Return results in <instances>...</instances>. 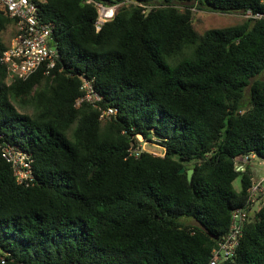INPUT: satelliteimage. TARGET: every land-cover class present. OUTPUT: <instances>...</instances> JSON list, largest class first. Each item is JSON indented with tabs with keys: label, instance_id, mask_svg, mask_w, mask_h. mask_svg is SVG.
<instances>
[{
	"label": "trees",
	"instance_id": "trees-1",
	"mask_svg": "<svg viewBox=\"0 0 264 264\" xmlns=\"http://www.w3.org/2000/svg\"><path fill=\"white\" fill-rule=\"evenodd\" d=\"M132 1L96 32L93 5L43 0L54 68L7 84L0 67V144L33 176L17 183L0 149V264H209L245 204L264 161V0ZM192 10L252 17L200 35ZM12 24L0 13V52ZM82 78L96 107L75 106ZM224 264H264V206Z\"/></svg>",
	"mask_w": 264,
	"mask_h": 264
},
{
	"label": "built area",
	"instance_id": "built-area-1",
	"mask_svg": "<svg viewBox=\"0 0 264 264\" xmlns=\"http://www.w3.org/2000/svg\"><path fill=\"white\" fill-rule=\"evenodd\" d=\"M41 2L43 0H0V13L7 15L15 29L10 45L0 52V67L5 70L7 84L25 81L38 72L48 75L59 58L52 37V26L41 22L39 17L38 7ZM83 2L93 5L96 9L97 18L94 22L96 32L114 18L120 7L137 5L132 0H121L120 3L111 6H103L92 0H83ZM244 16L252 17L250 13ZM260 17L261 15H256L254 18ZM80 90L82 95L76 99L75 106L87 103L96 107V103L101 98L94 91L92 81L82 78ZM115 113L116 110L111 107L101 110L99 120H109ZM0 149L2 158L11 165L17 183L26 186L28 182L31 183L33 176L29 156L9 145L0 144ZM236 161L237 171H243L249 158L243 157ZM263 206L264 178L260 177L252 181L245 204L232 210L228 231L217 240L211 251L209 264H224L232 260L239 247L248 217L258 212Z\"/></svg>",
	"mask_w": 264,
	"mask_h": 264
},
{
	"label": "rangeland",
	"instance_id": "rangeland-1",
	"mask_svg": "<svg viewBox=\"0 0 264 264\" xmlns=\"http://www.w3.org/2000/svg\"><path fill=\"white\" fill-rule=\"evenodd\" d=\"M193 12V28L194 30L202 35L206 30L209 29H220L225 28L229 26H236L241 24L246 18L244 15L240 14H229V15H223L218 13H209L204 11H196L192 10ZM13 29L8 28L6 32L3 34L2 38L3 41H5V44H8L9 40L11 39L13 35ZM16 108L22 112L18 106L16 105ZM138 140L141 142L140 147L142 151L161 156L162 155V149L157 146L154 143L150 142H143L142 139L138 138ZM252 172L254 173L255 178H264V163L254 157L251 159V168ZM233 187L237 191L240 189V179H236L233 182Z\"/></svg>",
	"mask_w": 264,
	"mask_h": 264
},
{
	"label": "water",
	"instance_id": "water-1",
	"mask_svg": "<svg viewBox=\"0 0 264 264\" xmlns=\"http://www.w3.org/2000/svg\"><path fill=\"white\" fill-rule=\"evenodd\" d=\"M184 172H185L184 169H181L179 171V174H183ZM193 173H194L193 170H188L186 172V178H187L188 183H191L192 182ZM214 239L216 240L217 238H214Z\"/></svg>",
	"mask_w": 264,
	"mask_h": 264
},
{
	"label": "crops",
	"instance_id": "crops-1",
	"mask_svg": "<svg viewBox=\"0 0 264 264\" xmlns=\"http://www.w3.org/2000/svg\"><path fill=\"white\" fill-rule=\"evenodd\" d=\"M8 28H12V29H13L12 32H13V35H14V32H15V31H14V30H15V29H14V25L12 24L11 26H8L7 29H8ZM7 29H6V30H7ZM6 30L4 31V33L6 32ZM4 33H3V34H4ZM3 34H2V36H3ZM13 35H12L11 39L13 38ZM2 36H1V37H2ZM2 39H3V38H2ZM11 39L9 40L8 44H5L6 47H8V46L10 45ZM3 42H5V41H3ZM250 162H251V161H250ZM237 191H239V190H237Z\"/></svg>",
	"mask_w": 264,
	"mask_h": 264
}]
</instances>
